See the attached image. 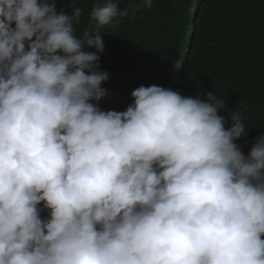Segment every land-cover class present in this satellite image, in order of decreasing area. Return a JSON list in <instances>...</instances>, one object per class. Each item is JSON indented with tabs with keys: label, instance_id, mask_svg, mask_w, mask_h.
<instances>
[{
	"label": "clouds",
	"instance_id": "clouds-1",
	"mask_svg": "<svg viewBox=\"0 0 264 264\" xmlns=\"http://www.w3.org/2000/svg\"><path fill=\"white\" fill-rule=\"evenodd\" d=\"M73 9L0 0V264H264V131L245 156L243 113L157 85L101 110L99 28L128 9L79 38Z\"/></svg>",
	"mask_w": 264,
	"mask_h": 264
},
{
	"label": "trees",
	"instance_id": "trees-1",
	"mask_svg": "<svg viewBox=\"0 0 264 264\" xmlns=\"http://www.w3.org/2000/svg\"><path fill=\"white\" fill-rule=\"evenodd\" d=\"M97 2L128 9L127 17L99 28L100 69L109 74L101 85L109 94L100 109L126 110L132 91L142 85L205 102L215 93L225 100L218 115L226 130L235 111L247 117L248 134L235 141L247 156L264 131V0H152L151 8L144 0H55V5L69 16L81 9L74 25L79 38L86 30L97 31L90 19ZM48 215L41 212V218Z\"/></svg>",
	"mask_w": 264,
	"mask_h": 264
}]
</instances>
